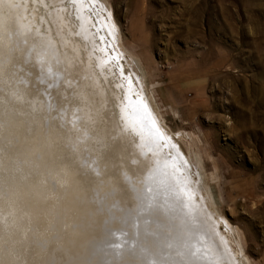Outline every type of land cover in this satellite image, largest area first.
Here are the masks:
<instances>
[{
    "label": "bare ground",
    "instance_id": "bare-ground-1",
    "mask_svg": "<svg viewBox=\"0 0 264 264\" xmlns=\"http://www.w3.org/2000/svg\"><path fill=\"white\" fill-rule=\"evenodd\" d=\"M71 1L77 32L66 0H0V264H240L126 52L84 56L97 0Z\"/></svg>",
    "mask_w": 264,
    "mask_h": 264
},
{
    "label": "rangeland",
    "instance_id": "rangeland-1",
    "mask_svg": "<svg viewBox=\"0 0 264 264\" xmlns=\"http://www.w3.org/2000/svg\"><path fill=\"white\" fill-rule=\"evenodd\" d=\"M91 5L86 14L94 36L84 43V56L89 58L88 50L98 64L102 54L126 52L123 72L142 78L151 103L156 96L155 114L187 154L218 232L240 264H264V0H97ZM62 7L77 32L75 4L66 0ZM108 13L120 35L114 39L99 24L101 14L110 21ZM71 39L82 43L78 35ZM120 65L115 61L116 72Z\"/></svg>",
    "mask_w": 264,
    "mask_h": 264
},
{
    "label": "crops",
    "instance_id": "crops-1",
    "mask_svg": "<svg viewBox=\"0 0 264 264\" xmlns=\"http://www.w3.org/2000/svg\"><path fill=\"white\" fill-rule=\"evenodd\" d=\"M155 88L157 89V83H156V86ZM160 99V98H159ZM161 101V100H160ZM178 131H181L180 129ZM184 132V131H183ZM193 140V137L190 135V142ZM188 149V148H187ZM199 160H200V163H202L201 161V157H200V153H199Z\"/></svg>",
    "mask_w": 264,
    "mask_h": 264
}]
</instances>
